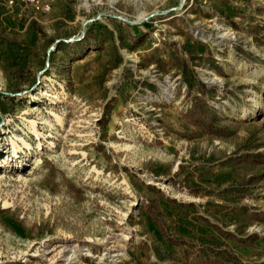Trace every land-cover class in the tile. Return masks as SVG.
Segmentation results:
<instances>
[{"label":"rangeland","instance_id":"1","mask_svg":"<svg viewBox=\"0 0 264 264\" xmlns=\"http://www.w3.org/2000/svg\"><path fill=\"white\" fill-rule=\"evenodd\" d=\"M52 258L264 264V0H0V264Z\"/></svg>","mask_w":264,"mask_h":264},{"label":"bare ground","instance_id":"2","mask_svg":"<svg viewBox=\"0 0 264 264\" xmlns=\"http://www.w3.org/2000/svg\"><path fill=\"white\" fill-rule=\"evenodd\" d=\"M243 112L245 114L247 111L245 110ZM58 118L61 119L60 117H58ZM15 154H16V156L18 155V151L16 150V148H15ZM73 254H74V252H73ZM52 263L53 264H57V260H55L54 258H52ZM78 264H82V263L79 262Z\"/></svg>","mask_w":264,"mask_h":264},{"label":"water","instance_id":"3","mask_svg":"<svg viewBox=\"0 0 264 264\" xmlns=\"http://www.w3.org/2000/svg\"><path fill=\"white\" fill-rule=\"evenodd\" d=\"M111 16H113V15H111ZM115 17H117V16H115Z\"/></svg>","mask_w":264,"mask_h":264}]
</instances>
